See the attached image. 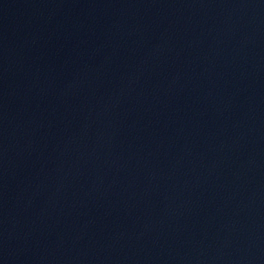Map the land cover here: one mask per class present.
Wrapping results in <instances>:
<instances>
[{
	"label": "water",
	"instance_id": "water-1",
	"mask_svg": "<svg viewBox=\"0 0 264 264\" xmlns=\"http://www.w3.org/2000/svg\"><path fill=\"white\" fill-rule=\"evenodd\" d=\"M123 264H264V100L189 197Z\"/></svg>",
	"mask_w": 264,
	"mask_h": 264
}]
</instances>
